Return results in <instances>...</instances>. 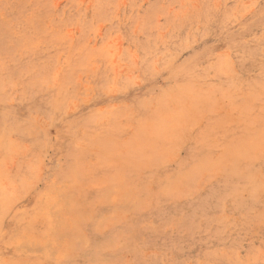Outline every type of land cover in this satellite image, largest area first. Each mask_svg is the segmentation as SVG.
I'll use <instances>...</instances> for the list:
<instances>
[{"label": "rangeland", "instance_id": "1", "mask_svg": "<svg viewBox=\"0 0 264 264\" xmlns=\"http://www.w3.org/2000/svg\"><path fill=\"white\" fill-rule=\"evenodd\" d=\"M0 264H264V0H0Z\"/></svg>", "mask_w": 264, "mask_h": 264}, {"label": "bare ground", "instance_id": "2", "mask_svg": "<svg viewBox=\"0 0 264 264\" xmlns=\"http://www.w3.org/2000/svg\"><path fill=\"white\" fill-rule=\"evenodd\" d=\"M78 143V142H77ZM179 195V194H178ZM177 195V196H178ZM204 201V200H203ZM202 202V201H201ZM158 211V210H157ZM196 211V210H195ZM164 212V211H163ZM154 213V212H153ZM183 216V215H182ZM182 216H181V218H182ZM5 217V216H4ZM186 221V220H185ZM190 223V222H189ZM182 226V225H181ZM193 227V226H192ZM189 230V229H188ZM181 233V232H180ZM119 240V239H118Z\"/></svg>", "mask_w": 264, "mask_h": 264}]
</instances>
